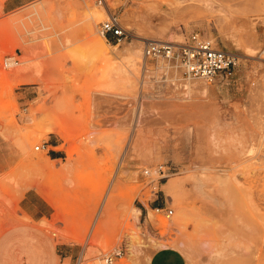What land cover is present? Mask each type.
I'll return each mask as SVG.
<instances>
[{"label":"rangeland","instance_id":"374dc122","mask_svg":"<svg viewBox=\"0 0 264 264\" xmlns=\"http://www.w3.org/2000/svg\"><path fill=\"white\" fill-rule=\"evenodd\" d=\"M3 1L0 233L45 235L60 264H104L120 247L113 264H150L163 244L187 264H241L217 254L226 238L250 248L256 264L264 255V0H34L8 13ZM68 4L78 12L61 13ZM113 12L129 34L120 42L98 32ZM237 18H247L255 45H232L240 28L223 26ZM193 32L240 55L231 78L176 87L178 70L143 57L145 41L182 42ZM90 37L104 39L109 58L93 54ZM132 47L138 57L123 53ZM6 57L17 64L4 67ZM194 176L219 211L194 195ZM157 201L170 217L152 209ZM31 203L46 217L27 216Z\"/></svg>","mask_w":264,"mask_h":264},{"label":"built area","instance_id":"2783aa9c","mask_svg":"<svg viewBox=\"0 0 264 264\" xmlns=\"http://www.w3.org/2000/svg\"><path fill=\"white\" fill-rule=\"evenodd\" d=\"M93 1L98 5L105 3V0ZM98 32L105 39L112 37L118 42L129 36L115 12L109 13L107 19L99 24ZM143 57L165 60L168 65L179 71L183 80L209 83L218 78H231L241 59L236 51L222 47L214 39L198 32H193L184 41L176 43L147 40L143 45ZM2 64L9 67L17 64V61L12 57H6ZM38 148L39 146L35 147ZM155 172L164 176V166L159 165ZM143 173L151 174L150 169H144ZM152 209L165 217H170L173 213L172 209L165 206L157 205ZM124 251L125 248L120 247L106 255L103 258L104 264H113L115 258L122 256ZM77 264H80V261Z\"/></svg>","mask_w":264,"mask_h":264},{"label":"bare ground","instance_id":"6f19581e","mask_svg":"<svg viewBox=\"0 0 264 264\" xmlns=\"http://www.w3.org/2000/svg\"><path fill=\"white\" fill-rule=\"evenodd\" d=\"M216 1V0H215ZM222 1V0H221ZM173 10V9H172ZM76 12H78V9L76 6L72 5V4H68V5H65V7L61 8V13H64V15H73L75 14ZM87 14V13H86ZM263 14H264V9H263ZM160 17H162L161 15H159ZM259 17V16H258ZM80 18V17H79ZM90 19L92 20H96L95 18H100V16H98V13L97 12H94V13H90V16H89ZM215 18V17H214ZM251 18V17H250ZM218 19V18H217ZM254 19V18H252ZM198 20V19H197ZM208 20V19H207ZM210 20V19H209ZM210 21H213V20H210ZM254 24V23H253ZM236 26H238L240 28V32L242 33V37H238V38H232V45L236 46V49H239L241 44L243 46H247V45H255L256 44V36L254 35H249L248 34V21H247V18L246 20L242 19V18H237V19H234L232 22H229V24L227 25H224L223 28L226 29V28H231V29H234ZM90 27V26H88ZM252 28V27H250ZM87 31V30H86ZM238 32V31H237ZM90 34V32L88 33ZM234 37V36H233ZM153 40V39H152ZM144 42V41H143ZM116 45H113V47H115ZM89 47L90 49L92 50L93 54L94 55H99L101 57H104V58H109V50L107 49V47L105 46V41L103 38H100V37H90L89 38ZM123 53H126V54H129V55H133L135 57H138L139 56V52L137 50H135V47L133 48H126V49H123ZM134 60V59H133ZM178 81V80H177ZM225 81V80H224ZM176 87H181V88H186V89H190L192 84L190 82V80H183L181 79V82H177L176 84ZM209 90L207 87L205 86H202L201 87V91L199 93V95L203 96V97H207L209 96ZM38 137V136H36ZM45 166V165H44ZM220 179H217L216 181H219ZM204 184H205V181L204 179H201L199 176H194L192 178V183H191V186H192V192L194 193V195L196 197L199 198V200L201 201H204V202H208L210 201V206L209 207H212L214 210L219 211V208L221 207V203L219 202V200H217L216 198H211L209 197V195L205 192L204 190ZM106 210V211H105ZM103 212L104 214L106 212H108V208L105 209ZM139 213H140V210L138 208H135L134 209V218L136 221L139 220ZM219 213V212H218ZM104 218V217H103ZM99 221H101L99 219ZM98 224H101V222H99ZM98 229L97 228L95 231H94V234H93V240L96 239V236H97V233L98 232ZM209 230V229H208ZM229 230V229H228ZM220 231V230H219ZM225 231V230H224ZM230 231V230H229ZM212 232V231H211ZM229 236L230 237H233V238H238L239 235L238 234H235V232H228ZM204 234V233H203ZM217 234H219L217 232ZM207 236V235H206ZM214 237V235H213ZM225 238V237H224ZM220 239V238H219ZM251 239V238H250ZM264 239V238H263ZM92 240V241H93ZM225 241H223V243H220L219 245V248L216 250L217 254L223 258H226V259H237V260H242L241 261V264H252V261H253V256H252V251L250 248H247V247H244V246H241L239 244L237 245H231V240L230 238H226V239H223ZM254 240V239H253ZM264 241V240H263ZM262 241V242H263ZM217 243L218 240H216ZM261 242V243H262ZM216 243V245H217ZM244 244V243H243ZM166 247L165 244L161 245V247ZM262 246V245H261ZM128 252L129 254H134L135 253V246L133 245V243L131 241H129L128 245ZM180 247V246H179ZM264 247V246H263ZM261 247V253H264V248ZM183 248V247H182ZM263 248V249H262ZM185 250V249H184ZM259 250V249H258ZM263 250V251H262ZM180 252V251H179ZM209 252V251H208ZM181 253V252H180ZM182 254V253H181ZM212 256V255H211ZM215 256V255H214ZM263 257L262 258H258L260 260V262L256 261V264H264V255H262ZM184 257V256H183ZM201 258V257H200ZM209 258V257H208ZM219 258V257H218ZM212 259V257H211ZM214 259V258H213ZM262 259V260H261ZM206 261V260H205ZM263 261V262H261ZM213 262V261H212ZM234 262V261H233ZM186 264V262H185ZM210 264V262H209ZM226 264V262H225ZM228 264V262H227ZM232 264V263H230Z\"/></svg>","mask_w":264,"mask_h":264},{"label":"crops","instance_id":"0c3cea01","mask_svg":"<svg viewBox=\"0 0 264 264\" xmlns=\"http://www.w3.org/2000/svg\"><path fill=\"white\" fill-rule=\"evenodd\" d=\"M34 0H4L2 9L8 13L15 11ZM23 202V201H22ZM29 203V201H28ZM32 204V203H31ZM154 206H163L157 201ZM34 205V209H23V212L30 218L40 219L46 217L45 214L38 216L40 209ZM35 235L37 239L30 241L26 236ZM12 243L9 245V243ZM10 246V247H9ZM168 248V247H167ZM167 248H161L155 252L150 260V264H187L185 257L178 251L175 253ZM11 249V250H9ZM51 241L45 235L31 232L28 228L17 227L15 230L4 234L0 233V264H60V254L52 250ZM78 263V259L75 264Z\"/></svg>","mask_w":264,"mask_h":264}]
</instances>
